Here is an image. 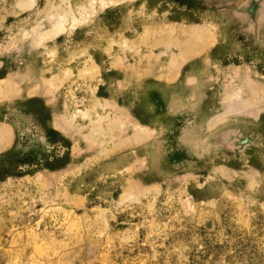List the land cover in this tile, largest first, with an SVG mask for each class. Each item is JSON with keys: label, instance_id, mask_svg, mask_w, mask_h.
<instances>
[{"label": "rangeland", "instance_id": "374dc122", "mask_svg": "<svg viewBox=\"0 0 264 264\" xmlns=\"http://www.w3.org/2000/svg\"><path fill=\"white\" fill-rule=\"evenodd\" d=\"M0 141V264H264V0H0Z\"/></svg>", "mask_w": 264, "mask_h": 264}, {"label": "bare ground", "instance_id": "6f19581e", "mask_svg": "<svg viewBox=\"0 0 264 264\" xmlns=\"http://www.w3.org/2000/svg\"><path fill=\"white\" fill-rule=\"evenodd\" d=\"M47 36V35H46ZM57 75V74H56ZM81 114V113H80ZM94 125V124H93ZM1 142V141H0ZM80 228V227H79ZM75 229H76V227H75ZM32 238V237H31ZM11 256V255H10ZM28 256V255H27ZM59 256V255H58ZM20 258V257H19ZM18 259V258H17ZM31 263V262H30Z\"/></svg>", "mask_w": 264, "mask_h": 264}]
</instances>
